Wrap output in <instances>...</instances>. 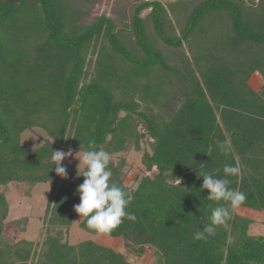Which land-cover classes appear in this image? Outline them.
Segmentation results:
<instances>
[{"label":"trees","instance_id":"1","mask_svg":"<svg viewBox=\"0 0 264 264\" xmlns=\"http://www.w3.org/2000/svg\"><path fill=\"white\" fill-rule=\"evenodd\" d=\"M134 1L122 17L98 13L101 0H0V264H132L91 239L51 233L68 230L82 176L53 187L42 240L5 238L1 187L49 182L53 150L84 152L90 140L134 197L136 219L108 235L137 255L154 248L161 264H264V235L248 233L253 220L236 210L193 239L218 206L197 174L221 178L226 164L238 166L230 187L246 194L242 205L264 202V0ZM33 127L49 137L36 148L21 143ZM143 139L145 173L130 188L125 155ZM225 141L231 151L221 153ZM79 227L97 233L86 218Z\"/></svg>","mask_w":264,"mask_h":264},{"label":"rangeland","instance_id":"2","mask_svg":"<svg viewBox=\"0 0 264 264\" xmlns=\"http://www.w3.org/2000/svg\"><path fill=\"white\" fill-rule=\"evenodd\" d=\"M133 0H101L98 5L97 12H105L113 16L128 17L130 7L128 4ZM135 0L134 2H137ZM162 4H166L170 0H160ZM147 10L143 11V15ZM250 84L253 87H257L260 84V77L254 73L250 78ZM49 137L45 132L39 128L33 127L26 129L21 133V143L31 148H36L47 141ZM139 151L131 149L127 155H125L126 164L123 166V181L127 187H134L137 179L140 178L145 170L140 163V155L143 149L146 147L144 139L140 141ZM72 149V148H71ZM59 150L67 152L69 147H62ZM73 156L67 157L62 161V165L66 167L67 174L69 176H77V166L79 164L78 158L75 157L77 150L72 149ZM83 152H79L78 155H82ZM123 156V155H122ZM113 159H119L118 155H115ZM64 178L57 173L53 179L49 182L37 183L33 186H29L26 182H11L7 186H2L1 190L5 193L8 202L7 218L4 221V235L9 241H18L20 239L36 240L40 241L44 238L45 234L49 230L47 227V216L45 215V208L49 194L53 187L62 181ZM248 206L241 205L237 212L248 217L256 219L254 223H251L248 229L250 234H263L264 235V202L257 199L254 196H250L247 200ZM79 202H76L78 204ZM83 218V217H82ZM75 212V215L71 221V224L66 231V228L55 227L51 233H55L59 229L70 244L77 243L80 240L91 239L98 244L109 246L117 251H120L126 255L127 260L132 264H161L160 254L152 247H145L141 255L134 253V249L131 245L127 244L123 238L111 236L108 234L90 233L79 227V222L82 219ZM58 231V230H57ZM131 246V248H129Z\"/></svg>","mask_w":264,"mask_h":264},{"label":"clouds","instance_id":"3","mask_svg":"<svg viewBox=\"0 0 264 264\" xmlns=\"http://www.w3.org/2000/svg\"><path fill=\"white\" fill-rule=\"evenodd\" d=\"M95 140L88 142V150L82 155H78L80 150L75 153L79 164L77 166V176H82L83 182L76 188L80 202L74 205V211L80 218H86V227L94 230L98 234H110L125 219L135 220L134 213L127 211L128 206L134 197L131 193L118 186L115 181L110 179L111 173L108 170L110 165V154L103 150H97ZM221 153L231 151L230 142H222L218 145ZM210 155V152L207 153ZM71 148L67 152L63 150H53L50 162L55 165L56 173L64 179L68 178L66 167L62 165L67 157H72ZM51 167V169H52ZM240 168L233 165H225L223 168L224 176L221 178L213 174L201 173L198 177H203L201 190L207 189V199L216 202L208 223L203 224L193 234L194 240H203L207 235L215 233L217 226H222L230 219L232 211L239 208L247 199L243 191L230 187V177L240 175Z\"/></svg>","mask_w":264,"mask_h":264},{"label":"crops","instance_id":"4","mask_svg":"<svg viewBox=\"0 0 264 264\" xmlns=\"http://www.w3.org/2000/svg\"><path fill=\"white\" fill-rule=\"evenodd\" d=\"M242 207V206H241ZM238 209V208H237ZM237 209H236V212H237ZM238 213V212H237ZM240 215H242V214H240ZM243 216H245V215H243ZM246 217H248V216H246ZM249 218H251V217H249ZM251 219H253V218H251ZM256 221V219H254L253 220V222L252 223H254ZM250 226V225H249ZM249 229V228H248ZM255 235V234H254ZM256 235H263V234H256Z\"/></svg>","mask_w":264,"mask_h":264}]
</instances>
